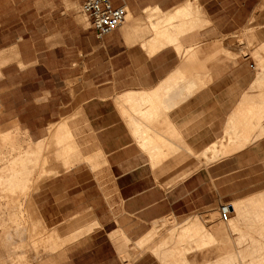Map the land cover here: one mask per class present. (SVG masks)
<instances>
[{
    "label": "crops",
    "instance_id": "crops-1",
    "mask_svg": "<svg viewBox=\"0 0 264 264\" xmlns=\"http://www.w3.org/2000/svg\"><path fill=\"white\" fill-rule=\"evenodd\" d=\"M260 3L127 0L128 15L120 27L100 39L88 18L85 50L74 45L53 50L62 53V67L71 68L58 89L33 91L27 77L7 82L5 96L12 101L28 90L23 99L29 105L57 101L55 112L16 117L39 122V139L57 131V137L69 134L75 149L69 168L52 163L58 172L44 178L32 196L42 224L59 234V246L39 264H161L153 246L137 252L143 249L137 245L140 239L156 232L168 217L189 222L195 215L219 212L221 204L230 205L227 220L238 218L234 203L244 206L251 220L239 228L256 233L260 225H253L254 215L261 208L264 214V133L208 164L195 155L224 137L233 117L260 100L255 96L264 89L258 87L264 71L252 55L239 53L232 44ZM178 8L190 14L168 21L146 12L166 14ZM81 55L85 75L73 68ZM34 62L22 73L35 69L39 60L27 64ZM153 92L161 101L159 116L147 120L135 110L125 112L132 102L141 109V94ZM128 94L133 98L128 100ZM142 128L165 144L157 147L162 153L156 164L133 133ZM28 132L35 135L31 126ZM186 156L199 161L192 173L186 172Z\"/></svg>",
    "mask_w": 264,
    "mask_h": 264
},
{
    "label": "rangeland",
    "instance_id": "rangeland-1",
    "mask_svg": "<svg viewBox=\"0 0 264 264\" xmlns=\"http://www.w3.org/2000/svg\"><path fill=\"white\" fill-rule=\"evenodd\" d=\"M87 27H90V22L87 15L83 12L79 0H0V66L2 69L4 66H7V68L3 69L4 73L0 75V128L1 130H8L16 125L19 128L18 137L23 140L28 150L37 149V143H41L42 149L46 152L48 151L49 155H51L50 160L44 164V169L46 167L53 169L55 173L58 171L55 167H50V165L61 158L63 145L61 139L56 137V135L55 137L39 139L36 134L39 122L19 121L16 114L20 115L22 118H27L31 113H52L57 109V101L42 106L39 104L36 106L32 104L29 105L28 102L30 100L23 99L25 95L30 94L29 90L19 95V100L12 101L5 96L6 89L8 88L7 82L19 83L24 81V77H27V80L30 79L32 80L31 82H33L31 88L33 91H37L39 87L51 88L52 90L58 89L60 84H62V78L65 75L68 77L71 74V68L62 67L63 65L59 58L62 53L58 50L53 52V50L60 45H63L62 48H59L62 50L67 47L71 48L73 45L85 50L87 48L85 36L86 33H88L87 30L90 29H85ZM236 39L237 41L232 43L233 48L239 50V53L252 55L257 63L258 69L261 68L263 72L264 49L259 47V45H261L259 43H262L264 46V0H261V3L255 9L248 25L239 30ZM13 46L21 51L26 64L33 60H39L37 67L35 69L32 68L33 72H31V70L27 73H22V70L26 69L27 66L34 65L35 62L25 66L22 65L23 68H21L19 67L21 65L18 66L16 64L17 61L15 59L10 58L8 54H11L10 51ZM2 55H4L3 58L1 57ZM5 55H8L11 60L3 62L6 58ZM83 57L84 56L81 55L79 59L74 60L77 66L73 68L79 69L81 73L85 75L86 65ZM30 75H35V78L32 79ZM261 95H264V89H258L255 97L259 98ZM247 108L245 107L244 110ZM261 125H264V120L260 126ZM30 126L32 127V133L35 134L34 136L29 135L28 128ZM260 126L254 130L250 137V141L258 138L256 133ZM228 132L227 130L224 137L215 143V148L220 150L222 146H226L225 144H227L228 148L233 147V145L230 144L233 138L232 135L229 137L230 134H228ZM57 134H59V132H57ZM213 140L214 138L209 139L208 142ZM198 165L199 161L197 158L186 156L187 173H192L194 167ZM48 175L49 173L46 175L44 174L41 179L44 180ZM35 176L36 173L33 174L32 179H34ZM42 180H40V182ZM38 186L31 191V198L27 201L25 206L28 209V216L25 219L29 222L34 221L37 215L34 209L32 196L38 189ZM20 199V193L12 196L10 201L11 211H13L14 205H16ZM213 212L217 213L214 222H212L210 218H208L209 222L205 220V218L210 217L209 215L212 213L210 211L202 216H195L201 219L203 218L202 222L204 221L208 228L211 223L216 224L215 221H217V218L218 220H222L217 210ZM172 217H168L164 221V224L162 223L161 226L156 228V232H154L152 237L149 236V234L144 235L137 244L142 245L141 247L143 249L137 252L140 254L145 253L147 250H150L149 246H154L164 234H167L168 230L171 228ZM176 220L178 222L176 224L177 231H179L182 228V224L186 223V221ZM222 221L224 223L227 222L224 220ZM173 222L176 223V221ZM212 224L211 226H213ZM20 227L21 233L23 232L21 238L24 239L20 249L13 247V245L15 246L17 243L16 238H10L9 242H5V238L2 236L0 237V264H39L40 258L48 257L54 252L55 249L53 250V245L57 244L56 241L59 239V234L54 230L46 228L42 222L38 223L37 226L30 231L26 230L22 225H20ZM249 234L255 237L260 236L258 232ZM16 236H19L18 233L15 234V237ZM147 236L149 237L147 238ZM237 238L238 236L236 237L233 235L232 240L236 241ZM170 244L171 243L168 245ZM133 254L131 257H127L131 259L132 256H134Z\"/></svg>",
    "mask_w": 264,
    "mask_h": 264
},
{
    "label": "bare ground",
    "instance_id": "bare-ground-1",
    "mask_svg": "<svg viewBox=\"0 0 264 264\" xmlns=\"http://www.w3.org/2000/svg\"><path fill=\"white\" fill-rule=\"evenodd\" d=\"M146 12L156 20L165 17L168 21L177 17L183 18L185 15L188 16L187 14H190L188 11L185 13L181 8L172 12H167L166 14L155 9H148ZM259 44H261L259 47L264 49L262 43ZM10 52L11 54H8L10 58L15 59L17 63L21 65L20 67L23 68L22 65L24 61L22 62V57L17 47L13 46ZM8 55H5L6 58L4 57L5 59L3 62L11 60ZM3 56L4 55L1 57L3 58ZM23 66H25V63ZM1 74L2 68L0 66V75ZM260 76L261 77L258 78V87L264 86V72ZM166 92L167 91H164V93ZM141 95L140 98L142 99L143 107L136 110L132 102V105L124 107L125 112L128 113L131 110H135L143 119L147 120H151V117L159 116L161 112L158 107L161 105V101L157 92ZM188 95L189 91H187L186 97ZM128 96H130L128 100L133 98L131 94H128ZM163 109L166 110L168 107L164 106ZM263 120L264 95H261L259 101L255 102L254 105H251L243 112L238 113L236 117H233L228 123V134H230L229 137L232 135L233 138L232 142H230V144L233 145L232 148H228L227 144H225L226 146H222L219 150L215 148L216 145L213 144L211 147L207 148L203 154H197L195 156L205 160V164L226 157L230 151H236L244 147L251 140L250 137L252 133L260 126ZM18 130L19 128L16 125L8 130H1L0 128V237L2 236L5 238V242H9L10 238H16L17 243L15 246L13 245L16 249L22 247L24 240L21 238L23 232L21 233L20 225L30 231L41 222L38 215H36L32 222L25 219L28 216V209L25 206L27 201L31 198V191L37 188L44 174L46 175L49 173L48 176L50 177L55 174L53 169L47 167L44 169V164L51 158L48 151L46 152L42 149L41 143H37V149L35 150L26 149L23 140L18 137ZM57 132L53 133L52 137H55V135L57 137V135H59ZM133 133L137 137L140 146L149 154L152 163H158L162 153L160 148L165 144H158L155 133H151L147 128L134 130ZM263 133L264 125H261L256 136L259 137ZM64 135L67 138L59 137L63 145L62 155L58 162L60 161L61 166L64 165V167L69 168L72 164L71 159L75 149L74 145L70 142V135ZM157 147L160 148L157 149ZM168 148L171 151L176 150L172 146H168ZM35 173L36 176L32 179ZM17 193L21 194V199L14 205L13 211H11L10 201L12 196ZM257 204L259 203L257 202ZM263 206L264 205H262V207ZM233 207L238 217L236 220L229 219L224 223L217 218V221H215L216 224L211 223L213 226L210 224L208 228L206 227V223H204V221L202 222L203 218L195 217L191 221L182 224V228L177 231L176 224L178 222L172 217L171 228L168 230L167 234H164L152 247L151 252L157 257L161 264H264V214H260L263 212L262 208L260 213L254 211L257 214L254 215L253 225L255 223L260 225L259 229L256 231L260 233V236L255 237L249 233L241 232L240 226L237 225L238 223L244 225L250 223L251 219L245 212L244 206H241L240 203H234ZM216 214V212H212L210 215L208 214L210 217L205 218V220L210 218L211 221L214 222ZM173 221H176V223ZM207 222H209V220ZM232 232L236 237L238 236L236 241L232 240ZM16 233H18L19 236L15 237ZM153 234L154 232L152 230L149 236L152 237ZM149 236H147V238ZM169 243L171 244L168 245ZM127 251L129 250L126 249L125 252ZM130 253L127 252V254Z\"/></svg>",
    "mask_w": 264,
    "mask_h": 264
},
{
    "label": "built area",
    "instance_id": "built-area-1",
    "mask_svg": "<svg viewBox=\"0 0 264 264\" xmlns=\"http://www.w3.org/2000/svg\"><path fill=\"white\" fill-rule=\"evenodd\" d=\"M79 1L83 12L90 19L98 38H102L120 27L128 15L127 0H117L120 4H115V0ZM230 211L229 204H221L219 207L221 219L226 221L229 218Z\"/></svg>",
    "mask_w": 264,
    "mask_h": 264
}]
</instances>
